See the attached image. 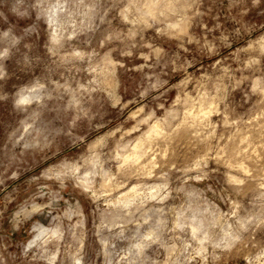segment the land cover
<instances>
[{"label": "rangeland", "instance_id": "374dc122", "mask_svg": "<svg viewBox=\"0 0 264 264\" xmlns=\"http://www.w3.org/2000/svg\"><path fill=\"white\" fill-rule=\"evenodd\" d=\"M0 264H264V0H0Z\"/></svg>", "mask_w": 264, "mask_h": 264}, {"label": "bare ground", "instance_id": "6f19581e", "mask_svg": "<svg viewBox=\"0 0 264 264\" xmlns=\"http://www.w3.org/2000/svg\"><path fill=\"white\" fill-rule=\"evenodd\" d=\"M154 129V128H153ZM156 129V128H155ZM158 129V128H157Z\"/></svg>", "mask_w": 264, "mask_h": 264}]
</instances>
